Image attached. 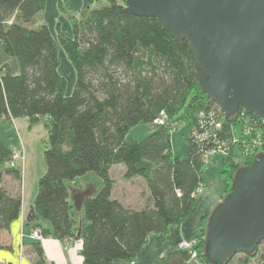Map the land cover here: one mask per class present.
<instances>
[{
	"label": "trees",
	"instance_id": "obj_1",
	"mask_svg": "<svg viewBox=\"0 0 264 264\" xmlns=\"http://www.w3.org/2000/svg\"><path fill=\"white\" fill-rule=\"evenodd\" d=\"M90 2L104 4L79 10L78 24L70 15L73 35L69 37L59 25L56 36L44 23L28 26L44 10L45 0H0L1 50L18 65L17 75L7 64L0 68V123L27 119L29 128L42 122L47 131L46 169L33 202L37 216L48 223L40 227L41 237L80 240L82 264H117L131 262L149 235L165 234L185 222L195 206L203 183L204 147L187 136L185 157L174 156L170 123L183 113L190 130L197 112L213 108L223 125L221 133L228 135L232 117H224L201 92L186 41H175L155 18L134 16L125 0ZM57 8L64 15L71 11L67 0H58ZM59 50L74 72L69 93L58 71ZM160 112L167 124L156 126L143 140L128 137L136 125H153ZM13 154L0 139V234L21 207V177L11 165ZM251 162L241 165L231 156L224 158L225 194L236 170ZM116 165L125 167V179L144 181L148 197L142 208L111 197L109 170ZM87 173L98 176L102 187L95 196L84 197L83 218L78 220L80 211L73 205L69 184ZM7 177L16 188L5 186ZM209 214L202 216L195 237L196 264H211L204 254ZM32 248L36 264H42L39 243ZM240 255L226 264H264V240L254 253ZM161 263L193 262L188 251L173 248Z\"/></svg>",
	"mask_w": 264,
	"mask_h": 264
},
{
	"label": "water",
	"instance_id": "obj_2",
	"mask_svg": "<svg viewBox=\"0 0 264 264\" xmlns=\"http://www.w3.org/2000/svg\"><path fill=\"white\" fill-rule=\"evenodd\" d=\"M137 17L157 19L191 47L201 92L224 117L240 109L264 123V0H125ZM85 193L71 196L80 211ZM264 240V152L239 167L230 191L212 209L205 257L226 264L254 253Z\"/></svg>",
	"mask_w": 264,
	"mask_h": 264
},
{
	"label": "crops",
	"instance_id": "obj_3",
	"mask_svg": "<svg viewBox=\"0 0 264 264\" xmlns=\"http://www.w3.org/2000/svg\"><path fill=\"white\" fill-rule=\"evenodd\" d=\"M67 1L73 11H79L90 5L89 0ZM56 2H58V0H45L46 4L49 3L51 5L48 4L51 8V15L48 14L51 23L54 24L56 19L61 27L68 29L67 20L65 17L58 14L55 9ZM49 30L54 36L51 28H49ZM65 35L69 36V34ZM58 56L59 62L65 57L61 50H59ZM60 75L63 76L61 73ZM72 85L73 83L70 86L67 85V93L71 91ZM22 120L23 119H18L14 122L22 125ZM7 147L13 152L16 148ZM13 161L14 167L19 170L21 177L19 184L21 207L18 217L0 234V264H36V254L32 248V245L36 242L39 243L42 250V264H82L83 260L80 254L82 244L80 240L71 238L69 240L59 241L50 236L44 237L39 241L30 238L34 230H40V227L48 226L45 220L37 216L33 208V202L37 194V182L44 174L46 167L45 164L37 166L34 161L23 159L22 157ZM118 167L121 168L122 174H120L119 178V189L116 191L115 187L117 184L115 183V178L112 177V173L114 169ZM124 173L125 167L122 165L113 166L109 170V176L113 180L111 197L126 206L140 209L144 204L141 202V199L140 201L137 199L138 197L132 189L134 188L133 181L135 178L127 180L124 178ZM79 182V179H75L69 184V188L73 195L85 193L87 194L85 197H91V195L95 193V188L93 186L90 185L85 187L82 186V184L79 185ZM5 186L9 189H14L16 188V183L11 178L7 177L5 179ZM214 189L215 188L212 187L208 188L202 183L201 192H199V195H196L195 206L185 222L170 227L165 234L149 235L145 244L131 262H118L117 264H162L161 260L168 250L176 248L177 243L180 241H189L198 235L202 216L209 212L223 195V192L217 193L214 192ZM147 197L148 195L146 194L144 202ZM141 198H144V196ZM78 220H80V217H78Z\"/></svg>",
	"mask_w": 264,
	"mask_h": 264
},
{
	"label": "rangeland",
	"instance_id": "obj_4",
	"mask_svg": "<svg viewBox=\"0 0 264 264\" xmlns=\"http://www.w3.org/2000/svg\"><path fill=\"white\" fill-rule=\"evenodd\" d=\"M57 3L58 2H56L55 9L58 14L65 17V19L67 20L68 29H65V27H61L60 23L57 22L56 19L54 21V24L51 23L50 16H48V14L51 15V8H50L51 5L49 3L48 4L50 6H48V4L45 3L44 10L41 13L35 15L33 19L28 23V26L30 28H36L40 24L44 23L48 28H51L54 36H56L55 27L56 25H59L60 30H62L65 34H69V37H71L73 35V32H72L73 27L69 20V16L73 15L74 17H76V21L78 24L81 20V14L79 13V11L71 10L66 15H64L58 11ZM103 4L104 3L102 2H97V3L90 2L89 7L94 8V7L102 6ZM86 10L88 11V8H86ZM5 63L9 67L11 74L13 75L18 74V65H17L16 59L8 57L5 54H3L1 50V44H0V68H1V65ZM59 72L63 74V77L66 79L67 85L70 86L74 81V72L66 56L60 62ZM182 118H183V113H181V115H179L173 122L170 123V126L173 127L171 134H170V143H171L172 154L174 156L184 158L186 155L187 136H189L190 130L187 129V123ZM15 120H18V119H15ZM15 120H9L5 123H0V139L4 142L6 146H10L12 148L16 147L15 148L16 152L15 151L13 152L14 153L13 160L22 157L23 159L34 161L37 166H39L40 164L44 165L45 164L44 163V150H45V147L47 146V131L43 123L39 122L36 125L29 128L27 119L22 120L23 126L14 122ZM167 123H168V119L165 124ZM155 127L156 126L154 124L153 125H148V124L136 125L129 130L128 137L134 140H137V141L143 140L148 135L150 130L154 129ZM236 150L237 149L234 148V152L230 151L229 154L234 161L242 165L241 160L239 159V156H238L239 153ZM224 158L226 157H224L222 153L217 152L211 155L210 161H207L205 164L202 162L204 165V170H203V175H202L204 186L208 188L209 187L215 188L214 192H217V193L223 192V195L221 196L219 201L214 205V207L226 195L225 187L227 183H226L225 178L221 174L222 162ZM13 162L11 164H13L14 166ZM120 174H122V171H121V168L119 167L114 169L112 173V177L115 178V181H116L115 183L117 184L115 187L116 191L119 189V186H120L119 184ZM77 179L80 180L79 185L82 184V186H85V187L91 185L95 188V193H93L91 197L95 196L102 187L101 179L92 173H87ZM133 182H134V185H133L134 188L132 189L134 190V193H136V196L138 197L137 199H139V201L141 199V202L144 204L145 195L147 194V188L144 184V181L141 178L135 177V180ZM199 192H201V187L197 191L198 195H199ZM140 196L141 197L144 196V198H141ZM212 209L209 212H211ZM78 217L83 218V213L80 212ZM194 240L197 242V239L194 238ZM177 246H178V243L176 245V248ZM240 256H241L240 254H237L234 260H236ZM196 259L197 258H195V260L192 261L190 258V260L193 262L191 264H196L197 263Z\"/></svg>",
	"mask_w": 264,
	"mask_h": 264
},
{
	"label": "built area",
	"instance_id": "obj_5",
	"mask_svg": "<svg viewBox=\"0 0 264 264\" xmlns=\"http://www.w3.org/2000/svg\"><path fill=\"white\" fill-rule=\"evenodd\" d=\"M218 111L220 112L219 109ZM233 116H231L232 123H230L228 135H225L221 133L223 125L218 120L215 109L201 110L194 115L189 138L199 147H204L201 154V160L204 164L210 161L211 155L217 152L222 153L224 157L230 156L229 153L230 151L234 152V148L239 153L238 156L242 165L245 161L253 160L257 153L264 152V123L261 120V123L255 121L242 110L239 113L237 111ZM166 121L165 113L160 112L153 124L163 126ZM30 238L37 241L42 239L39 230H34ZM196 244L197 242L194 239L181 241L178 243L177 248L188 251L191 260L194 261L197 257L194 250Z\"/></svg>",
	"mask_w": 264,
	"mask_h": 264
}]
</instances>
